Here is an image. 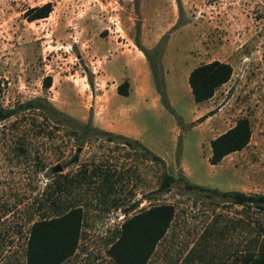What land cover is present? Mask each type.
<instances>
[{
	"label": "rangeland",
	"instance_id": "rangeland-1",
	"mask_svg": "<svg viewBox=\"0 0 264 264\" xmlns=\"http://www.w3.org/2000/svg\"><path fill=\"white\" fill-rule=\"evenodd\" d=\"M45 1L48 15L26 19L25 10ZM177 1L0 0V104L16 110L0 119V264H24L31 223L73 205L83 212L80 236L61 264H115L106 250L121 220L161 202L174 216L146 264H233L264 241V212L180 180L158 188L163 170H182L202 186L264 193V0H179L180 11ZM176 20L159 57L169 106L153 105L152 80L118 94L114 82L125 72H149L133 36L149 48ZM211 59L229 62L232 74L201 112L187 73ZM35 96L77 120L125 129L162 163L115 137L79 142L39 109L18 108ZM241 116L250 123L248 143L209 163V139Z\"/></svg>",
	"mask_w": 264,
	"mask_h": 264
},
{
	"label": "trees",
	"instance_id": "trees-1",
	"mask_svg": "<svg viewBox=\"0 0 264 264\" xmlns=\"http://www.w3.org/2000/svg\"><path fill=\"white\" fill-rule=\"evenodd\" d=\"M51 8V2L45 1L25 10V17L28 20L45 17ZM177 8L179 11L181 10L179 0L177 1ZM179 23V20H176L159 37L157 42L149 48L141 44L138 34L133 36V43L144 56L156 94L164 106H169V104L164 93L163 72L159 57L170 29L176 27ZM135 29L136 31L139 30L138 22H135ZM231 74V64L220 59H211L193 66L187 73V83L193 100L200 102L210 98L214 91L230 78ZM42 84L44 87L50 85V75L43 77ZM127 86V81L125 79L122 80L117 83L116 92L123 95L127 94ZM18 108L39 109L44 116L52 121L69 127L72 135L78 136L79 142H83L85 136H106L108 140L115 137L133 148L140 147L147 153L149 159L160 161L161 163L163 161L160 156L151 152L138 139L121 132L98 127L92 124L89 119L86 121L77 120L57 109L45 97L35 96L25 100L18 104ZM15 111L14 108H4L0 104V119L10 116ZM213 111L212 109L207 110L196 119L201 120ZM250 132L251 128L248 118L245 116L236 118L231 126L209 139L210 152L207 156V161L211 164H216L226 154L244 147L249 141ZM77 151L74 152L73 159L77 157ZM177 180L182 181L183 187L187 190L204 192L205 195H215L225 202L264 212V193H246L235 189L218 190L213 187L202 186L189 182L182 170L177 176L163 170L158 188L166 190L172 182ZM173 216V205L166 202L150 204L126 215L121 220L115 237L107 247L106 251L109 258L115 264H146L156 243L163 237ZM82 218V208L78 205H73L58 215L34 220L29 226L25 239L24 264H61L77 248ZM233 264H264V241H260L258 246L245 255L240 262Z\"/></svg>",
	"mask_w": 264,
	"mask_h": 264
},
{
	"label": "crops",
	"instance_id": "crops-1",
	"mask_svg": "<svg viewBox=\"0 0 264 264\" xmlns=\"http://www.w3.org/2000/svg\"><path fill=\"white\" fill-rule=\"evenodd\" d=\"M139 50V49H138ZM146 62V61H145ZM122 75V74H121ZM124 77H125V80L127 81V83H128V86H127V94H125V95H129L128 94V89L131 87V86H135L137 89H142L143 87H146L147 86V84H149V85H151V80L152 79H150V74H149V72L146 70V72H144L143 73V75H141V76H139V75H132V74H130V73H127V72H125L124 74ZM115 83V88H116V85H117V83L116 82H114ZM151 87V89H152V86H150ZM116 90V89H115ZM119 94V93H118ZM120 95H123V94H120ZM130 96V95H129ZM157 101H158V97H157V94L155 93V98H154V103H153V105H155L156 103H157ZM204 101L205 100H203V101H200V103L201 104H199L200 105V108H201V112L203 111V110H206V109H208V108H203V103H204ZM126 105H128L127 103H126ZM125 105V107H127ZM125 130V129H124ZM124 130H120L121 131V133H123V132H126V131H124ZM127 133V132H126ZM128 135V134H127Z\"/></svg>",
	"mask_w": 264,
	"mask_h": 264
},
{
	"label": "water",
	"instance_id": "water-1",
	"mask_svg": "<svg viewBox=\"0 0 264 264\" xmlns=\"http://www.w3.org/2000/svg\"><path fill=\"white\" fill-rule=\"evenodd\" d=\"M56 169H58V168L56 167Z\"/></svg>",
	"mask_w": 264,
	"mask_h": 264
}]
</instances>
